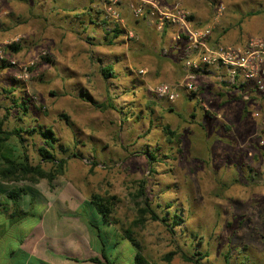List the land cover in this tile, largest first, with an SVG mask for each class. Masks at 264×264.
<instances>
[{
  "label": "rangeland",
  "instance_id": "374dc122",
  "mask_svg": "<svg viewBox=\"0 0 264 264\" xmlns=\"http://www.w3.org/2000/svg\"><path fill=\"white\" fill-rule=\"evenodd\" d=\"M181 1L201 27L218 6L225 7L213 33L217 43L264 40V0ZM52 2L0 0L1 41L20 47L5 48V65L0 61V119L5 131H24L21 140L7 144L19 146L31 165L51 171L54 166L43 164L39 152L45 147L41 133L51 130L57 159L72 157L52 186L46 179L14 186L40 192L44 205H55L52 213L68 205L92 220L97 214L90 202L108 204L113 228L98 223L100 247L112 264L113 258H128L130 245L110 236L115 230L121 236L130 231L151 264H194L184 256L200 255L202 264H264V128L252 118L257 111L264 118V100L246 103L230 88L223 100L215 93L206 109L196 101L183 103V96L173 103L158 99L151 89L179 84L182 66L174 57L175 67L168 62L159 34L139 29L127 11L129 1L120 8L126 27L112 45L101 27L92 29L86 18L84 24L67 20ZM76 5L83 10L88 0ZM127 31L135 38L127 39ZM107 65L113 68L108 79L102 74ZM145 204L168 221H153L143 213ZM175 214L180 225L172 233ZM36 224L28 217L17 229ZM62 249L76 253L78 246ZM10 250L18 252L16 246ZM171 253L176 255L169 263Z\"/></svg>",
  "mask_w": 264,
  "mask_h": 264
},
{
  "label": "built area",
  "instance_id": "2783aa9c",
  "mask_svg": "<svg viewBox=\"0 0 264 264\" xmlns=\"http://www.w3.org/2000/svg\"><path fill=\"white\" fill-rule=\"evenodd\" d=\"M101 1H104L103 19L107 28L126 27L119 3L129 1L133 20L144 19L156 33L165 35L167 44L162 53L177 58L184 76L179 84L164 83L153 88L151 92L156 98L173 103L184 94L206 109V104L211 103L213 97L208 95L206 98V94L200 91L198 78L212 69H218L217 81L233 89L246 103L264 100V40L251 37L239 45L217 43L213 33L225 12L223 5L217 7L213 20L201 27L181 0ZM124 35L127 39L135 38L133 31H127ZM13 43L3 42L0 37V61H6L4 49ZM139 74L145 75L146 71L140 70ZM252 118L264 128V118L259 111L253 112Z\"/></svg>",
  "mask_w": 264,
  "mask_h": 264
},
{
  "label": "crops",
  "instance_id": "0c3cea01",
  "mask_svg": "<svg viewBox=\"0 0 264 264\" xmlns=\"http://www.w3.org/2000/svg\"><path fill=\"white\" fill-rule=\"evenodd\" d=\"M77 1L81 2L82 0H53L52 3L60 8L59 11L67 14V20L82 23L83 19L78 17V13H76V9H74L75 7H77V11L82 10L81 8L79 9L76 5ZM82 13L83 12H81V14ZM90 26L92 27L93 25ZM139 27L140 30L146 31V33L150 36L156 33L153 27L149 26L147 23H141ZM93 28L94 27H92V29ZM227 42H229V37L227 38ZM166 44L167 43L165 40L164 45ZM173 57L175 58L174 55L166 56L169 61L167 59L166 60L175 67L176 65L174 64L175 61L173 60ZM178 70V80L181 81L184 76L183 69L181 67ZM217 72L218 69H212L210 72H208L209 74L206 73L199 75L198 85L200 87V91H202L203 94H206V98L208 95L214 98L215 93H217V97H220L223 100V96L225 94H230L232 92L229 91V88L224 87V84H217ZM236 95L237 97H239L238 94ZM213 98L211 100H214ZM183 99V103H185L186 101L187 104H190L189 102L194 101L192 98H189L184 94ZM183 107L188 106L185 105ZM41 198H44L43 195L40 192L36 191L34 200L35 205H27V207H22L24 211H30L32 213V216L30 217L38 219V224L34 225L32 228H30V230L26 231L22 228L20 230L17 229L28 217L11 226L7 222L6 217L0 216V225L6 227V233L1 235L0 237V264H107L103 257V255H106L105 249H102L100 247L101 244L103 245V234L101 232V229L100 231H98L97 229L92 227L91 219H88L83 215H76L74 209H72L68 205V208L64 205L60 208L59 212L57 210L55 213H52V210L56 208L54 207L55 205L51 203H49L51 205H44V201H40ZM30 200L27 202L28 204L29 202H31ZM55 203H57V200L55 201ZM38 208H43V210H41L39 213H35ZM69 210L75 213V215L72 216L67 214ZM62 217H66V220L65 222H63L64 226H62L61 231H59L61 227L60 225H62L59 221ZM97 220H100V217L98 215ZM94 222L96 224L97 221ZM99 223L97 224L99 225ZM102 224L113 228L112 223L108 224L105 222ZM93 230H97V234ZM14 233L16 238L14 237ZM117 233L118 232H116L115 230L113 234H110V236L118 237L119 239L123 240L122 242L127 241L131 246H133V244L127 239L126 236H121L118 235L119 233ZM18 239L20 242L15 241ZM68 244H71V246H78V253L76 252L67 254L62 249V247H65ZM130 245H127L129 251H127V249L123 250L124 253L127 251L126 255L128 256V258L123 260L122 258L118 259V257L113 258V264H116L115 262H117L118 264L135 263L134 261L136 256V249L133 246L134 250H132V247H130ZM11 246H16V251L18 252L10 250ZM21 249H23V251ZM60 249H62V251H59ZM83 250L87 251V255L79 256V252ZM26 253H28L29 256H27ZM92 259L99 260V263L91 262L90 260Z\"/></svg>",
  "mask_w": 264,
  "mask_h": 264
},
{
  "label": "trees",
  "instance_id": "16d2710c",
  "mask_svg": "<svg viewBox=\"0 0 264 264\" xmlns=\"http://www.w3.org/2000/svg\"><path fill=\"white\" fill-rule=\"evenodd\" d=\"M120 8L122 2L119 3ZM128 13H130L128 7ZM83 13L77 14L79 18L83 19L82 23H85V18L88 20L89 25H93L96 27H101L102 30L105 32V37L107 42L112 45L118 40L123 33V31L116 26L115 28H107V23L103 19L104 17V10H103V2L101 0H88V5L83 7ZM132 19V18H131ZM137 24H145L146 21L144 19L135 21ZM81 23V24H82ZM160 37L165 40V35H160ZM7 48L12 49L14 52H18L20 47L18 45L12 44ZM5 65V61H1ZM113 68L111 66H106L103 68V76L105 78L112 77ZM89 102H93L90 98H87ZM98 108H106L103 104H96L93 102ZM25 106V105H24ZM26 108V107H25ZM64 120L69 123V118L63 116ZM34 131V130H32ZM24 131L22 129H15L13 131H5L4 130V123L0 119V216H4L7 218V222L11 225L32 216V213L29 211L23 210V202L26 201V197L35 196L36 192H34L31 188L20 187L18 183L26 182V183H33L38 184L41 180L46 179L49 184L52 186L54 181L57 179L58 176L63 175L65 173L66 166L68 164L69 158L64 159H57L54 155L55 146L53 142L55 138L53 136V132L51 130H47L42 132V137L45 138V147L39 150L41 155V160L43 164L51 163L54 166V169L51 171H45L41 165L33 166L31 165L28 156L26 153L19 151V146L14 144H7L9 143L14 137L21 140L20 136L21 133ZM19 145V144H18ZM21 145V144H20ZM263 153V152H262ZM264 155V154H263ZM77 155L75 154L74 157ZM151 160H155L157 155L152 153L149 155ZM31 194V195H30ZM141 195H145L144 188L141 190ZM34 198H32L28 205H34L33 203ZM91 207L94 209L96 214L100 217V221L92 219L91 226L100 231L99 225L97 224L98 221L102 223L111 224V209L109 205L105 202H101L98 198L96 201L90 202ZM146 207L143 209V213L150 214L151 219L153 221H162L166 223L168 219L162 218L160 219L154 212L150 211L149 205L145 204ZM143 219L137 222V225L143 223ZM94 221H97L96 224ZM180 225V219L177 214L174 215L171 232L174 233L175 227ZM168 227V224H167ZM6 233V227L0 225V237L1 235ZM131 232L128 231L125 236L127 239L133 244L134 248L136 249V256H135V263L134 264H151L147 261L145 257L142 256L141 252L139 251V246L135 239H133ZM176 254L171 253L167 256V261L170 263ZM107 264H112L106 255H103ZM186 261L193 262L194 264H202L201 261L203 260V256L200 257H186L184 256ZM94 263H99V260L92 259L90 260Z\"/></svg>",
  "mask_w": 264,
  "mask_h": 264
}]
</instances>
